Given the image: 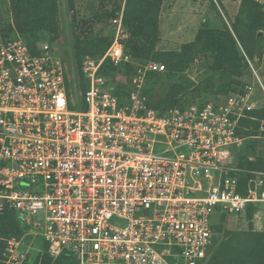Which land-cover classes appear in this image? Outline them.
Wrapping results in <instances>:
<instances>
[{"label":"built area","instance_id":"1","mask_svg":"<svg viewBox=\"0 0 264 264\" xmlns=\"http://www.w3.org/2000/svg\"><path fill=\"white\" fill-rule=\"evenodd\" d=\"M110 27L76 83L52 43L31 50L17 32L0 40V214L12 211L23 229L1 238L0 264H28L36 236L53 259L67 251L76 264H199L213 217L264 203V174L235 163L251 86L160 112L143 80L165 67L147 61L121 101L104 64L135 63L123 8ZM239 172L250 174L243 190Z\"/></svg>","mask_w":264,"mask_h":264},{"label":"trees","instance_id":"2","mask_svg":"<svg viewBox=\"0 0 264 264\" xmlns=\"http://www.w3.org/2000/svg\"><path fill=\"white\" fill-rule=\"evenodd\" d=\"M72 5V0H69ZM123 0H113L110 9L101 8V11L91 12V21L104 23L111 21L118 12ZM162 0H124L123 22L128 31V37L123 43L124 53L133 60L140 62H159L164 64V71L149 72L146 76L147 85L142 92L148 98V105L160 112L174 106L195 101L216 99L219 95L242 93L241 77L248 69L246 58H253L264 45H260L261 33H264V3L257 0H241L235 21L231 30L200 27L192 41L184 43L179 50H156L159 38V11ZM12 29L17 32L33 50L36 44L46 40L47 34H57V5L58 0H10ZM104 5V2H100ZM11 28V24H10ZM4 37L3 40L11 38ZM74 58L79 67L86 55L100 56L108 47L112 39L111 27L105 36L84 37L80 40L74 37ZM50 42V41H48ZM51 43V42H50ZM261 47V48H260ZM204 55L208 80H217L215 86L211 83L209 89L195 85L193 79L185 76L186 71L196 58ZM104 72L111 78L112 91L121 101L128 95L133 68L131 64L119 67L109 62L104 64ZM157 84L164 88L157 94L153 93ZM86 84L82 80L81 88ZM192 92H190L191 89ZM190 94V95H189ZM264 121V103L255 109L245 111V116L239 120L237 133L243 137V144L236 151L235 162L238 168L250 171L264 170L262 162L251 161L245 152L246 139L256 136L260 122ZM247 172L237 173L241 189L243 190ZM247 215L252 216L253 206H248ZM226 213L215 216L212 224L214 233L213 244L208 250L206 258L199 264H264V231H231L223 230L222 221ZM23 229L17 216L9 210L0 214V248L3 246L2 237L21 234ZM223 233V239L218 240V234ZM44 258L42 264H76L73 256L62 251L56 258L47 252V244L42 242Z\"/></svg>","mask_w":264,"mask_h":264},{"label":"rangeland","instance_id":"3","mask_svg":"<svg viewBox=\"0 0 264 264\" xmlns=\"http://www.w3.org/2000/svg\"><path fill=\"white\" fill-rule=\"evenodd\" d=\"M102 1L104 5H100ZM257 1L264 3V0ZM9 2L10 0H0V40L15 33L12 29ZM240 2L241 0H164L159 12L160 28L156 50H179L184 43L194 39L197 30L202 26L218 29L228 27L231 30ZM70 3L69 0H58L57 34L54 37L53 34H47L45 38L53 44L55 54L63 60L71 81L76 83L78 77L74 58V37L77 35L80 40H83L84 37L90 39L96 35H107L110 22H90L91 12L97 13L101 11L102 7L110 9L115 5H113V0H72V5ZM123 6L124 0L120 10ZM260 35L262 39L259 43L263 46L264 33L262 32ZM249 61L257 73L260 82L256 80L248 64V69L244 71V74L240 78L242 83L241 88L242 91L245 85L253 88L251 97L254 106L252 109H255L264 103V92L262 89V87L264 88V48L260 52H256L254 57L250 58ZM138 63L142 62L135 60V63L131 64L133 73H131L130 77H132L134 72L136 73ZM205 66L206 59L204 55H201L193 61L185 76L193 79L195 85L200 84L203 88L209 89L211 83L217 86L219 81L208 80ZM146 76L143 80V87L148 86ZM128 82H130V79ZM163 88L162 85L157 84L153 93L157 94ZM246 143L244 150L248 158L256 163L261 161L264 165V121L260 122L258 134L247 138ZM258 172L264 174V170H258ZM246 212L238 215H226L224 221H222V229L231 231H264V203L253 206L250 218ZM214 219L215 217H213ZM223 236V233H219L218 240L221 241L224 238ZM35 242L40 251L34 249L30 251V261L28 264H42L43 262L44 250L38 236L35 237Z\"/></svg>","mask_w":264,"mask_h":264},{"label":"crops","instance_id":"4","mask_svg":"<svg viewBox=\"0 0 264 264\" xmlns=\"http://www.w3.org/2000/svg\"><path fill=\"white\" fill-rule=\"evenodd\" d=\"M163 1L164 0H162V4H161V7H162V5H163ZM161 9V8H160ZM160 12V11H159ZM160 28V27H159ZM189 42V41H188ZM135 61V60H134ZM264 89V88H263ZM252 91H253V88L251 89V94H252ZM251 94H250V101L253 103V100H252V97H251ZM253 106H254V103H253ZM251 110V109H250ZM236 163V162H235ZM258 172V171H257ZM226 215H236V214H226Z\"/></svg>","mask_w":264,"mask_h":264}]
</instances>
